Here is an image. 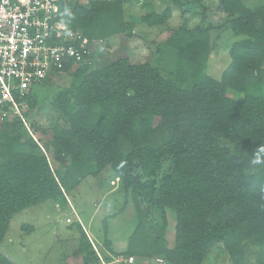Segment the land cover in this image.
<instances>
[{
    "label": "trees",
    "instance_id": "obj_1",
    "mask_svg": "<svg viewBox=\"0 0 264 264\" xmlns=\"http://www.w3.org/2000/svg\"><path fill=\"white\" fill-rule=\"evenodd\" d=\"M220 9L231 17L232 35L241 37L220 80L205 73L210 27H182L163 43L176 56L174 81L127 59L101 70L81 63L52 102L69 128L42 130L44 150L0 130V241L16 213L46 200L63 202L65 191L108 167L126 194L157 214L154 235L147 244L133 235L128 258L202 264L221 245L230 264H252L251 257L264 264V5L221 0ZM167 17L168 9L144 23L163 25ZM122 18L119 2L93 1L62 6L58 20L100 41L124 31ZM34 90L26 98L30 107ZM229 90L243 98L228 97ZM257 156L260 163H254ZM165 158L171 169L156 188ZM138 204L141 223L145 213ZM166 210L175 214L172 248L165 240ZM79 240L83 264H100L83 233ZM0 264L11 263L0 255Z\"/></svg>",
    "mask_w": 264,
    "mask_h": 264
},
{
    "label": "rangeland",
    "instance_id": "obj_2",
    "mask_svg": "<svg viewBox=\"0 0 264 264\" xmlns=\"http://www.w3.org/2000/svg\"><path fill=\"white\" fill-rule=\"evenodd\" d=\"M93 1L119 2L124 31L105 40L85 39L88 55L83 63L87 64L89 70H101L117 60L127 59L131 65L146 63L156 67L163 78L174 81L176 56L174 51L163 45L170 32L182 27H210L205 73L220 80L231 62L229 53L232 45L241 40V37L232 35L229 27L231 17L220 9L221 0H160V6H155L154 0H79V3H71L89 7ZM243 1L250 8L264 5V0ZM167 9L169 17L163 25L148 26L144 23V17L162 15ZM76 67L73 66L63 76L50 77L44 85L33 89L35 106L30 107L25 101L21 118L10 117L6 122L0 121V130L3 129L9 136H20L24 142L32 141L44 150L46 139L40 136L42 130L69 128L60 112L53 108L52 102L60 92L69 88ZM262 88L264 98V85ZM227 96L239 100L243 98V95L231 90L227 91ZM48 161L55 168L53 158L48 156ZM170 169V160L165 158L161 171L154 178L156 188L162 175ZM89 170L93 171V168ZM138 173L139 170H136ZM64 193L63 202L46 200L16 213L10 220L4 239L0 241V255L11 264H83V256L78 254L79 239L83 233L100 264H113L116 261L114 264H123L128 260V247L135 248L133 235L134 239L147 244L148 237L156 231L157 214L147 211L148 205L141 198L134 200L130 193L126 194L108 167ZM136 202H139V213H145L141 223L137 217ZM67 219L71 220L70 224L66 223ZM136 226L139 229L136 230ZM174 232L175 214L166 210L165 240L169 248L174 245ZM221 247L218 245L210 250L202 264H230ZM133 260V264H165L161 257L133 256ZM250 260L255 264L254 257Z\"/></svg>",
    "mask_w": 264,
    "mask_h": 264
},
{
    "label": "built area",
    "instance_id": "obj_3",
    "mask_svg": "<svg viewBox=\"0 0 264 264\" xmlns=\"http://www.w3.org/2000/svg\"><path fill=\"white\" fill-rule=\"evenodd\" d=\"M72 1L0 0L1 122L21 118L36 86L86 60L85 39L58 20L60 8Z\"/></svg>",
    "mask_w": 264,
    "mask_h": 264
},
{
    "label": "crops",
    "instance_id": "obj_4",
    "mask_svg": "<svg viewBox=\"0 0 264 264\" xmlns=\"http://www.w3.org/2000/svg\"><path fill=\"white\" fill-rule=\"evenodd\" d=\"M73 1L79 3V0H73ZM159 2H160V0H154V1H153V3L155 4V6H158V5L160 6ZM116 262H117V261H116ZM116 262H113V264L116 263ZM133 262H134V260H133ZM133 262H132V263H129V262H125V261H124L123 264H133Z\"/></svg>",
    "mask_w": 264,
    "mask_h": 264
},
{
    "label": "clouds",
    "instance_id": "obj_5",
    "mask_svg": "<svg viewBox=\"0 0 264 264\" xmlns=\"http://www.w3.org/2000/svg\"><path fill=\"white\" fill-rule=\"evenodd\" d=\"M261 152H264V149H261ZM254 163H260L259 156H257V158H256V160L254 161Z\"/></svg>",
    "mask_w": 264,
    "mask_h": 264
}]
</instances>
